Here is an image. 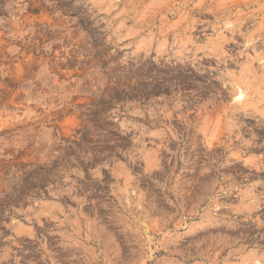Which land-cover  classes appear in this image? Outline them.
I'll return each instance as SVG.
<instances>
[{"label": "rangeland", "instance_id": "obj_1", "mask_svg": "<svg viewBox=\"0 0 264 264\" xmlns=\"http://www.w3.org/2000/svg\"><path fill=\"white\" fill-rule=\"evenodd\" d=\"M0 264H264V0H0Z\"/></svg>", "mask_w": 264, "mask_h": 264}, {"label": "bare ground", "instance_id": "obj_2", "mask_svg": "<svg viewBox=\"0 0 264 264\" xmlns=\"http://www.w3.org/2000/svg\"><path fill=\"white\" fill-rule=\"evenodd\" d=\"M263 130V129H262Z\"/></svg>", "mask_w": 264, "mask_h": 264}]
</instances>
